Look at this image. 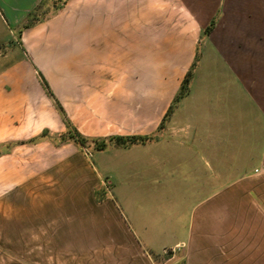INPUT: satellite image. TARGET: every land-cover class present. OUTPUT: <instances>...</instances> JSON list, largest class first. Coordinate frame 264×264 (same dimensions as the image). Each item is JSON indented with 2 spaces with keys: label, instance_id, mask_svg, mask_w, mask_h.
I'll use <instances>...</instances> for the list:
<instances>
[{
  "label": "crops",
  "instance_id": "crops-1",
  "mask_svg": "<svg viewBox=\"0 0 264 264\" xmlns=\"http://www.w3.org/2000/svg\"><path fill=\"white\" fill-rule=\"evenodd\" d=\"M56 1L0 5L36 13ZM60 7L25 29L23 68L0 71V254L13 264H161L155 256L171 249L168 260L183 264H264V0H63ZM114 45L136 50L137 59L151 51L164 61L184 53L192 68L185 96L175 101L177 82L169 92L156 88L153 101L139 100L136 132H107L108 119L96 121L92 135L71 129L97 139L149 137L143 144L86 153L72 139H55L45 162L19 168L14 153L41 146L49 129L64 123L50 111L45 61L57 60L65 83L99 77L88 87L83 79L75 83L82 103L109 92L100 71L90 74L82 62L113 60ZM3 153L11 157L5 165ZM110 159L128 177L141 164V186L168 176L172 193L183 196L178 202L189 198L186 216H119L108 193L98 201L103 178L111 185Z\"/></svg>",
  "mask_w": 264,
  "mask_h": 264
},
{
  "label": "rangeland",
  "instance_id": "rangeland-1",
  "mask_svg": "<svg viewBox=\"0 0 264 264\" xmlns=\"http://www.w3.org/2000/svg\"><path fill=\"white\" fill-rule=\"evenodd\" d=\"M62 4L63 0H57L53 4V7L39 9L36 13H13L5 10L8 7L0 5V71L16 64L18 68H23L19 65V59L28 53L23 41L25 29L38 21L49 19L57 14ZM112 47L114 53L113 60L98 59L97 61L82 62V69H87V72H90V74H93V71L90 70L100 71L105 82L99 84H102L103 87H106L109 91L106 94L92 93L90 95L92 97L91 100L90 96L87 95V98H84V102L82 103L79 101L81 88L75 83L83 79V85H87L88 87L95 84L99 77L96 78L93 75L87 77L83 76V78H80V76H70L72 77L70 80L64 77V79L67 80L65 83L62 81L63 77L60 76V68L57 60L52 61L50 59L45 61L47 77L43 74L45 79H41L48 81L50 87V93L48 91L50 95V111L52 113H57V117L59 116L58 120L61 118V121L63 120L64 123H62L61 126L58 125L60 128L53 127L49 129L50 133L46 134L44 137L46 143L41 146L20 147L18 152L14 153L12 156L19 159V168L24 165L29 166L27 164H29L30 161L31 164H34V160L37 165H39L41 161L42 163L45 162L44 158L47 155L46 150L54 148L52 144L55 143V139L60 141L70 140L71 129L74 127L83 134L92 135L96 133L94 130L99 127L98 125L96 126V124L104 120V123H106L108 119L112 124H109L110 127H108L107 132L124 134L138 131L139 126H137L136 118L139 111L138 101H153L155 95L154 91L157 90L156 88H161L169 92L177 82L182 86L183 72L189 65V61L186 60V55L181 53V51L177 60L164 61L155 59V55L152 54V51L149 55L147 54L146 59H137L138 54L136 50L132 51L130 49V51L127 52V48L123 49L124 46L114 45ZM134 47L136 48V46ZM183 52H185L184 49ZM197 54H202L201 48L198 49ZM198 59L200 60L201 56H198L197 59L195 58L194 63H196ZM32 62L33 60H31V63ZM190 67L188 66V68ZM191 69L192 68L188 70L187 74L191 72ZM37 72L41 71L37 70ZM180 92L181 88L179 94ZM101 96L110 98L108 105L106 98L103 99ZM177 97L176 99H179V97ZM72 105L77 107L71 108L70 106ZM168 116L169 112L165 114L163 119H166ZM147 126L149 129L150 125ZM93 136L102 135L98 134ZM83 152L89 153L87 148H83ZM11 154H13V152ZM15 154H19V156ZM99 154L94 157L95 165H97V161L100 162V160H102V155ZM115 154L117 159L121 161L122 151H117ZM6 155L8 154L3 153L1 156L4 160V165L9 162L5 160L11 159L10 156L7 157ZM35 155H38V157H36L37 160L35 159ZM106 162L109 163L111 169L113 167L115 171L113 174L109 175V182L111 183L109 187L106 178H103L105 181V189L108 196L115 199L119 216H186L188 208L191 205L186 204L189 198L185 199L182 204L179 203L183 196L179 193H172L174 190L166 184V182L168 183V176L165 177L166 179H163V183L156 185L148 183L141 186V184H139V178L143 176V173L138 172V170L142 168L141 164L138 168L136 167L135 172H132L130 177H128V174L122 173L120 163L117 162V160L110 159L106 160L105 163ZM135 165H131V167L134 168ZM148 165L150 164L146 162L145 168H150L152 170L153 165ZM125 178L127 180H125ZM128 183H130V185H128ZM124 187L126 192L123 194ZM156 189L159 190V193L157 192L155 195H148V192H146L147 195L141 193V191H152L151 194H153V191ZM187 191L188 190H185L184 194ZM1 239L7 240V238L4 237ZM167 252L168 249L161 255H158L161 264L183 263L181 259H179L180 261L178 262H175L173 259L168 260L166 257ZM55 256L57 257L56 254ZM20 257L21 254H19V260ZM35 259L40 260L41 258L36 257ZM61 260L68 261L69 259L63 257ZM13 262L15 261L10 259L9 255L0 254L1 264H13Z\"/></svg>",
  "mask_w": 264,
  "mask_h": 264
},
{
  "label": "trees",
  "instance_id": "trees-1",
  "mask_svg": "<svg viewBox=\"0 0 264 264\" xmlns=\"http://www.w3.org/2000/svg\"><path fill=\"white\" fill-rule=\"evenodd\" d=\"M210 30H211V27H209L207 30H205V32L208 34ZM191 76H192V72H189L186 75V77L183 81V84L181 86V92L178 95L179 99L185 96V94L188 90V87H189V82H190ZM45 85H46V83H45ZM179 99H175V101L179 100ZM170 111L171 110H169V113H170ZM70 139L77 142L81 147H85L89 150L93 149V150H97V151H103L108 146H110L112 144L127 148V147H131V146H134L137 144H143V143L150 140L149 137L140 136V135H134V136L111 135L108 137L97 139V138H92V137H87L85 135H82L80 132H78L77 130H74V129L70 133ZM106 196H107V191L105 188H101V189L97 190L98 201H103ZM171 255H172V250L170 249V250H168L166 257L169 258ZM155 259L159 260L158 256H155Z\"/></svg>",
  "mask_w": 264,
  "mask_h": 264
}]
</instances>
